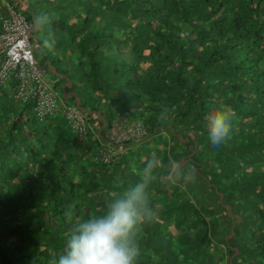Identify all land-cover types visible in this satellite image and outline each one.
Instances as JSON below:
<instances>
[{
    "label": "trees",
    "instance_id": "trees-1",
    "mask_svg": "<svg viewBox=\"0 0 264 264\" xmlns=\"http://www.w3.org/2000/svg\"><path fill=\"white\" fill-rule=\"evenodd\" d=\"M7 2L35 31L34 7L50 17L55 51L40 64L75 61L79 85L63 71L73 96L62 98L87 133L0 89V264H50L70 227L104 213L152 159L156 215L140 225L136 264H264V0ZM222 107L231 132L214 148L207 118ZM118 122L143 134L112 143ZM169 158L182 161L176 183Z\"/></svg>",
    "mask_w": 264,
    "mask_h": 264
},
{
    "label": "clouds",
    "instance_id": "clouds-1",
    "mask_svg": "<svg viewBox=\"0 0 264 264\" xmlns=\"http://www.w3.org/2000/svg\"><path fill=\"white\" fill-rule=\"evenodd\" d=\"M33 25L37 30L46 31L43 43L51 49L55 39L50 31V17L47 14L34 15ZM233 115L230 109L223 107L209 114L207 128L212 147L219 148L226 142ZM157 164L155 159L148 160L141 181L129 185L110 201L104 213L71 226L63 251L50 264H136L140 225L151 222L156 215L146 190ZM181 164L182 161L169 158L167 179L170 182L182 179Z\"/></svg>",
    "mask_w": 264,
    "mask_h": 264
},
{
    "label": "built area",
    "instance_id": "built-area-1",
    "mask_svg": "<svg viewBox=\"0 0 264 264\" xmlns=\"http://www.w3.org/2000/svg\"><path fill=\"white\" fill-rule=\"evenodd\" d=\"M6 11L0 18V89L11 87L12 99L17 104L33 102L40 120L61 116L72 133L84 136L87 133L84 111L77 104L65 102L55 85L45 79V68L33 56L32 26L22 12L12 7H7ZM116 125L106 134L112 143L143 134L140 124L128 126L125 132L119 129L120 123ZM101 156L107 162L111 153L104 151Z\"/></svg>",
    "mask_w": 264,
    "mask_h": 264
},
{
    "label": "rangeland",
    "instance_id": "rangeland-1",
    "mask_svg": "<svg viewBox=\"0 0 264 264\" xmlns=\"http://www.w3.org/2000/svg\"><path fill=\"white\" fill-rule=\"evenodd\" d=\"M37 2H38V0H36ZM43 2V1H42ZM45 2V1H44ZM35 8V14L36 15H41V14H45L44 13V8H41V6L40 7H34ZM4 15H6V14H4L3 12H0V16H4ZM45 32L44 31H34L33 32V35H32V37H33V40H32V46H34L33 47V56H34V58H35V60H36V62L37 63H41L42 62V60L45 58V57H48V54L47 53H49V52H52V51H55L53 48H51V49H49V48H47V47H45L44 46V43H43V41H44V39H45ZM37 41V42H36ZM53 54H54V56H56V55H58L59 57H61V52L60 51H58V54L57 53H55V52H53ZM45 56V57H44ZM69 56V55H68ZM44 57V58H43ZM59 61V63H57V64H55L56 66H52V68H49V67H47L46 69H45V71H46V76H45V79L47 80V81H49L50 83L51 82H53V81H55V82H60V80H59V78H57L56 76H55V70L58 68V67H61V69L60 70H63L64 72H65V74L66 75H68V76H70V77H72V79H73V81H74V83H76L77 85H79V74L77 73V74H75V73H73L72 72V70H74L75 69V61H73V60H69L67 57H66V59L64 60V61H61V60H58ZM46 62L45 61H43V65L45 64ZM72 64H74V65H72ZM69 66V67H68ZM68 67V68H67ZM56 68V69H55ZM52 84V83H51ZM80 88V86L78 87V89Z\"/></svg>",
    "mask_w": 264,
    "mask_h": 264
},
{
    "label": "crops",
    "instance_id": "crops-1",
    "mask_svg": "<svg viewBox=\"0 0 264 264\" xmlns=\"http://www.w3.org/2000/svg\"><path fill=\"white\" fill-rule=\"evenodd\" d=\"M32 2L34 0H31ZM0 7L1 9H3L2 11H4V9L6 7H11V6H8V2L7 0H0ZM5 14V12H3ZM35 31V29L32 28V35H33V32ZM32 40H33V37H32ZM37 42V41H36ZM47 64V62L45 63V65ZM49 67V65H48ZM52 68V67H51ZM56 69V68H55ZM61 67H58L56 70H55V76L57 78H59L60 82H51L53 85H55L56 87V90H58L59 94H61L60 96L62 97V95H65V97H71L73 96V91H68V89L71 87V83L66 79V77L63 75V70H60ZM66 91V92H64ZM78 102V100H76V103Z\"/></svg>",
    "mask_w": 264,
    "mask_h": 264
},
{
    "label": "water",
    "instance_id": "water-1",
    "mask_svg": "<svg viewBox=\"0 0 264 264\" xmlns=\"http://www.w3.org/2000/svg\"><path fill=\"white\" fill-rule=\"evenodd\" d=\"M34 47V46H33Z\"/></svg>",
    "mask_w": 264,
    "mask_h": 264
}]
</instances>
